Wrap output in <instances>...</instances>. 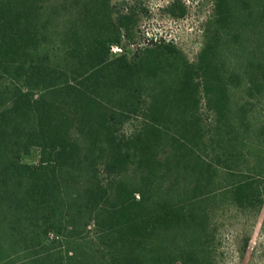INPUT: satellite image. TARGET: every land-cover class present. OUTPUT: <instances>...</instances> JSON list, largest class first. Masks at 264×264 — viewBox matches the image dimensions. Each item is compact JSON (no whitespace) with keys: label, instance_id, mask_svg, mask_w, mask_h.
Masks as SVG:
<instances>
[{"label":"trees","instance_id":"16d2710c","mask_svg":"<svg viewBox=\"0 0 264 264\" xmlns=\"http://www.w3.org/2000/svg\"><path fill=\"white\" fill-rule=\"evenodd\" d=\"M214 13L190 62L124 52V1L0 0V252L92 226L98 252L68 264H214L218 215L264 205V0Z\"/></svg>","mask_w":264,"mask_h":264},{"label":"rangeland","instance_id":"374dc122","mask_svg":"<svg viewBox=\"0 0 264 264\" xmlns=\"http://www.w3.org/2000/svg\"><path fill=\"white\" fill-rule=\"evenodd\" d=\"M121 1L138 14L134 38L122 49L128 55L136 49L164 42L173 44L188 61H194L206 42V30L215 18L216 0H112V3ZM174 6L184 7V15L178 17V9L174 14L168 11ZM18 159L22 164L35 165L38 152L19 154ZM215 226L214 264H264V205L258 213L227 209L218 215ZM64 228L67 226L63 223ZM44 238V252L38 257L19 252L15 256L2 249L0 258L8 257V264L30 263L37 260L35 258L43 260L40 264H68L76 249L90 253L99 250L92 226L87 228L86 240H73L66 229L50 232ZM0 240L3 241L2 236Z\"/></svg>","mask_w":264,"mask_h":264},{"label":"built area","instance_id":"2783aa9c","mask_svg":"<svg viewBox=\"0 0 264 264\" xmlns=\"http://www.w3.org/2000/svg\"><path fill=\"white\" fill-rule=\"evenodd\" d=\"M111 53H112L113 55L117 56L118 54L121 53V49L118 48V47H116V46H112V47H111Z\"/></svg>","mask_w":264,"mask_h":264}]
</instances>
